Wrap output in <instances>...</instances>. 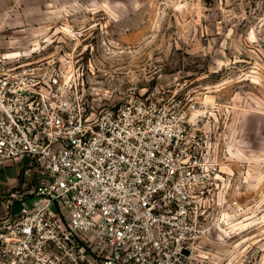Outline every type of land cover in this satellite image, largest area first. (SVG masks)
Here are the masks:
<instances>
[{"label": "built area", "instance_id": "obj_1", "mask_svg": "<svg viewBox=\"0 0 264 264\" xmlns=\"http://www.w3.org/2000/svg\"><path fill=\"white\" fill-rule=\"evenodd\" d=\"M209 115L200 95L96 111L54 63L0 52V160L33 180L2 200L0 264L211 263L243 207Z\"/></svg>", "mask_w": 264, "mask_h": 264}, {"label": "rangeland", "instance_id": "obj_2", "mask_svg": "<svg viewBox=\"0 0 264 264\" xmlns=\"http://www.w3.org/2000/svg\"><path fill=\"white\" fill-rule=\"evenodd\" d=\"M0 52L54 63L96 111L200 95L243 207L207 264H264V0H0Z\"/></svg>", "mask_w": 264, "mask_h": 264}, {"label": "crops", "instance_id": "obj_3", "mask_svg": "<svg viewBox=\"0 0 264 264\" xmlns=\"http://www.w3.org/2000/svg\"><path fill=\"white\" fill-rule=\"evenodd\" d=\"M28 158H21L13 163L0 160V218L3 215L2 200L10 191H23V186L33 183V180L23 174Z\"/></svg>", "mask_w": 264, "mask_h": 264}]
</instances>
